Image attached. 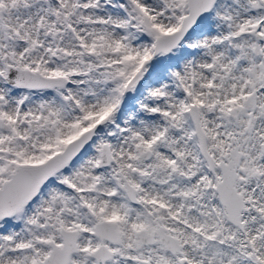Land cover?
<instances>
[{"label":"snow or ice","instance_id":"snow-or-ice-1","mask_svg":"<svg viewBox=\"0 0 264 264\" xmlns=\"http://www.w3.org/2000/svg\"><path fill=\"white\" fill-rule=\"evenodd\" d=\"M0 264H264V0H0Z\"/></svg>","mask_w":264,"mask_h":264}]
</instances>
